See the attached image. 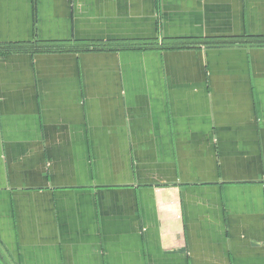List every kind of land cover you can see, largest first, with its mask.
I'll list each match as a JSON object with an SVG mask.
<instances>
[{"label":"crops","instance_id":"obj_1","mask_svg":"<svg viewBox=\"0 0 264 264\" xmlns=\"http://www.w3.org/2000/svg\"><path fill=\"white\" fill-rule=\"evenodd\" d=\"M245 39L264 0H0V50L68 45L0 52L1 252L264 264V49L208 44Z\"/></svg>","mask_w":264,"mask_h":264},{"label":"rangeland","instance_id":"obj_2","mask_svg":"<svg viewBox=\"0 0 264 264\" xmlns=\"http://www.w3.org/2000/svg\"><path fill=\"white\" fill-rule=\"evenodd\" d=\"M211 46H215V45H219L221 47L227 46V47H238V48H251V49H264V40H258V41H254V40H225L223 42H211L208 43ZM132 47H136L135 45H130ZM140 50H155L156 48H158V46L154 45V44H146L143 43L142 45H140ZM179 46V45H178ZM182 46V45H181ZM184 46V45H183ZM186 46V45H185ZM68 47V45H46V46H19V47H3V49L0 51L1 53H3V55L7 54V55H11V54H16L17 53H36V52H42V53H46V52H59L62 50H66V48ZM103 47V46H101ZM173 48L175 46H170V44H167L166 47H164V49L167 48ZM90 46H85L84 49H82V51H87L89 50ZM94 51H96V48H100V46H95L94 47ZM104 49V48H103ZM10 256L8 253L5 252H1L0 250V264H17L14 261L10 260Z\"/></svg>","mask_w":264,"mask_h":264},{"label":"trees","instance_id":"obj_3","mask_svg":"<svg viewBox=\"0 0 264 264\" xmlns=\"http://www.w3.org/2000/svg\"><path fill=\"white\" fill-rule=\"evenodd\" d=\"M1 50H2V49H1ZM1 50H0V51H1Z\"/></svg>","mask_w":264,"mask_h":264}]
</instances>
